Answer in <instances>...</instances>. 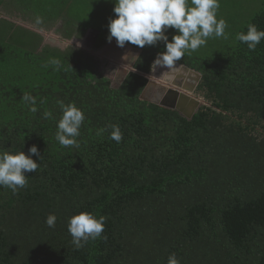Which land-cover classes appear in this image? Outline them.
<instances>
[{
	"label": "trees",
	"instance_id": "obj_1",
	"mask_svg": "<svg viewBox=\"0 0 264 264\" xmlns=\"http://www.w3.org/2000/svg\"><path fill=\"white\" fill-rule=\"evenodd\" d=\"M114 2L0 0V14L65 37L92 30L100 49ZM219 4L228 38L178 61L202 75L196 96L209 103L192 120L142 99L162 42L128 43L142 50L139 73L114 83L94 56L0 17V151L36 145L42 156L24 188L0 186V264H168L172 253L180 264H264V39L255 51L236 39L249 24L264 31V0ZM51 58L59 71L44 66ZM70 104L85 119L65 147L56 132ZM80 212L107 219L101 238L76 249L68 220Z\"/></svg>",
	"mask_w": 264,
	"mask_h": 264
},
{
	"label": "clouds",
	"instance_id": "obj_2",
	"mask_svg": "<svg viewBox=\"0 0 264 264\" xmlns=\"http://www.w3.org/2000/svg\"><path fill=\"white\" fill-rule=\"evenodd\" d=\"M114 5V18L109 19L107 26L108 42L111 43L114 38L120 48L128 43L144 48L162 42L165 50L157 54L153 63L157 67L173 68L185 54L204 46L209 38H228L225 34L226 21L217 19L219 0H191L190 5L188 0H115ZM36 23H42L41 19L37 18ZM170 29L177 33L171 39L166 34ZM236 39L247 44L250 51H255L264 39V31L258 30L255 24H249L247 33H238ZM49 65L57 71L61 68L57 58H51L44 66ZM22 100L32 105L36 103L30 95H24ZM35 110L33 107L32 111ZM62 113L57 124L56 140L65 147L76 145L85 117L74 104L63 105ZM109 127L112 129L110 138L119 142L122 139L119 126ZM33 157L42 158L36 145L28 150V154L24 151H0V186L13 193L24 188L28 178L26 173L35 172L39 167ZM106 219L91 212H80L70 217L68 232L75 248H83L90 239L101 238ZM56 220L54 214H49L47 226L55 227ZM168 264H180L175 253L169 255Z\"/></svg>",
	"mask_w": 264,
	"mask_h": 264
},
{
	"label": "rangeland",
	"instance_id": "obj_3",
	"mask_svg": "<svg viewBox=\"0 0 264 264\" xmlns=\"http://www.w3.org/2000/svg\"><path fill=\"white\" fill-rule=\"evenodd\" d=\"M1 18H6L14 21L16 24H24L25 26L34 28L35 26L31 22H25L22 19H14L5 14H0ZM37 28V27H35ZM44 37V44H50L52 46H58L61 49H67L69 47H73L76 50H82L83 52L94 56L98 59L102 66H104L103 73L114 80V83H117L118 75L122 73V70H128L129 66H131V60L135 56L132 52H126L124 48H120L117 46L116 42H112L114 45L112 49V54L107 57L104 56L105 47L100 49L94 48V39L96 37V33L90 30L83 38L77 39L75 36L70 35L65 37V33L62 35L58 34L56 30H40ZM203 46L199 47L201 49ZM114 56V57H113ZM212 56V55H211ZM111 58V59H110ZM127 62V63H126ZM176 67V66H174ZM160 70H168V68L159 67ZM126 71H124L125 73ZM153 94V93H152ZM154 96V95H153Z\"/></svg>",
	"mask_w": 264,
	"mask_h": 264
},
{
	"label": "water",
	"instance_id": "obj_4",
	"mask_svg": "<svg viewBox=\"0 0 264 264\" xmlns=\"http://www.w3.org/2000/svg\"><path fill=\"white\" fill-rule=\"evenodd\" d=\"M19 26H22L24 28H27L29 30L42 34V32L35 27L31 28V27L25 26L24 24H19ZM113 41H115V39H113L112 42ZM111 43H108L107 45H110ZM130 48L133 49V47H130ZM137 50H138V54L140 55L142 50L140 49H137ZM176 65L182 71L181 77L178 80H176L178 81V83L174 81V83H171L173 87H170L171 86L170 85L169 88H164L165 94H164L163 100L159 102H153V103H156L167 109L175 110L180 115L187 118L188 120H192L195 114L197 113V111L201 108V106L209 105V103H207L203 98H199L195 94L198 88V85L202 80V75L178 62L176 63ZM130 72L139 73V71L134 69V66H129V71H127V74L125 75L124 79ZM185 74L191 75L192 77L190 78L191 82L183 81ZM153 75H154V71L152 72V74L144 75L149 79V83L142 95V99L144 100H147L144 95L147 92L148 88H151V87L153 88L156 85L154 80H152ZM183 82H185L186 84L184 85ZM184 90H186V92H184Z\"/></svg>",
	"mask_w": 264,
	"mask_h": 264
},
{
	"label": "crops",
	"instance_id": "obj_5",
	"mask_svg": "<svg viewBox=\"0 0 264 264\" xmlns=\"http://www.w3.org/2000/svg\"><path fill=\"white\" fill-rule=\"evenodd\" d=\"M113 42H116V41H113ZM114 45L110 44V45H105L104 46L106 48V50L104 51V56L106 58H104V59H107V57H109V55L112 54V49L114 48L113 47ZM128 46H130V45L126 44V46L124 47V50H126V52H128V53L129 52H132V54L134 53L135 54V62H136L137 58L140 56L138 54V50L135 49V48H133V49L130 48L132 46H130V47H128ZM135 62H132L131 66H134ZM175 66L176 67H173L171 69L164 70V71L160 70L159 66L158 67L155 66V68L153 70L154 71V75L152 76V80H154L156 85L153 88H155V89L169 88V86L171 85L170 81H172V83H174V81L178 80L181 77L182 71L179 69V67L177 65H175ZM190 78H192L190 74H185V77H184L183 81L191 82ZM168 80H170V81H168ZM169 83H170V85H168ZM183 84L185 85L186 83L183 82ZM170 87H173V85H171ZM163 92L165 93V91H163ZM184 92H186V90H184Z\"/></svg>",
	"mask_w": 264,
	"mask_h": 264
},
{
	"label": "flooded vegetation",
	"instance_id": "obj_6",
	"mask_svg": "<svg viewBox=\"0 0 264 264\" xmlns=\"http://www.w3.org/2000/svg\"><path fill=\"white\" fill-rule=\"evenodd\" d=\"M132 62H135V56L131 60V64H132ZM124 71H126V72L124 73ZM124 71L122 70V73L118 75V80L116 81L117 83H121L124 80V77L127 74V71H129V69L124 70ZM113 82H115V81L113 80ZM175 82L178 83V81H175ZM170 83H172V81H170ZM170 83L168 85H170ZM162 90L164 91V89H162ZM163 91H161V89H155L152 87L148 88L147 92L145 93V98L148 101H152V102L162 101L164 98V94H165ZM195 94H196V92H195Z\"/></svg>",
	"mask_w": 264,
	"mask_h": 264
}]
</instances>
